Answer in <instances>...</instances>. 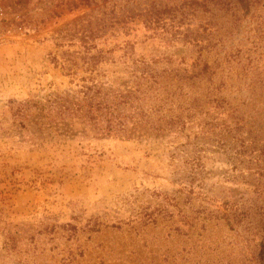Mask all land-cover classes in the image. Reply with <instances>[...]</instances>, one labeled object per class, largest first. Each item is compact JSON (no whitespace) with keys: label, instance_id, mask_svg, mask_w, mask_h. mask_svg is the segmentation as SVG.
Masks as SVG:
<instances>
[{"label":"rangeland","instance_id":"rangeland-1","mask_svg":"<svg viewBox=\"0 0 264 264\" xmlns=\"http://www.w3.org/2000/svg\"><path fill=\"white\" fill-rule=\"evenodd\" d=\"M91 1L0 0V264H264V0Z\"/></svg>","mask_w":264,"mask_h":264},{"label":"trees","instance_id":"trees-1","mask_svg":"<svg viewBox=\"0 0 264 264\" xmlns=\"http://www.w3.org/2000/svg\"><path fill=\"white\" fill-rule=\"evenodd\" d=\"M260 1L261 0H247V2L245 3L244 0H201L200 2H197L195 0H189L187 5H189V6H192V5L200 6L204 10V12H212V9H210V8L214 7V8H216V11H218V12L223 11L225 14H229L230 18H233V22L234 23H239L243 18L248 16V14H249L248 12L250 11L248 9V7L257 5L258 3H260ZM70 2H72V1H70ZM79 2L85 3L87 5H90L92 3L91 0H79ZM71 5L73 7H75L77 4L71 3ZM262 6H264V1H263V5ZM242 10L246 11V12L245 13H241ZM170 12H171L170 9H162L161 10L160 8L157 9V7L155 5H152V6L149 7V9L144 10V12H140L139 15L143 16V22L145 23V26L147 28H149L151 30H154V31H156L158 29H161L163 32H165L166 29L159 28V27H161L159 25L162 23L161 22V15L168 14ZM241 14H242V16H241ZM240 17H241V19H240ZM256 17L259 18V15L256 16ZM87 27H90V24ZM87 31H89V30L87 29ZM186 31L191 32L188 29H186ZM83 38L87 39L88 37L85 35V36H83ZM184 72H186V71H184ZM153 83H157L156 78H155ZM88 90H91V89L88 88ZM88 94L89 93H87L86 97L90 101L94 102L95 101L94 95L91 96V95H88ZM218 100L219 99L215 100V101H217V106H221L222 103H223V100L221 102L218 101ZM219 103H221V105ZM101 104H102V102L97 103L98 107H100ZM103 108H105L107 110V112L109 110H112L109 107H107L108 109L106 107H103ZM109 115L110 116L113 115L111 111H110ZM106 121H110V120L107 119ZM109 128L112 129L113 127L109 125ZM229 132L230 131H228V133Z\"/></svg>","mask_w":264,"mask_h":264}]
</instances>
